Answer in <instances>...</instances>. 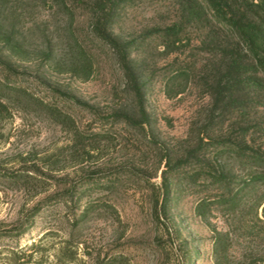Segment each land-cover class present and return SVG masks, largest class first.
<instances>
[{
    "label": "trees",
    "instance_id": "1",
    "mask_svg": "<svg viewBox=\"0 0 264 264\" xmlns=\"http://www.w3.org/2000/svg\"><path fill=\"white\" fill-rule=\"evenodd\" d=\"M146 7L150 13L146 23L124 27L134 11ZM38 9L46 10V19H35ZM77 10L86 15L84 36L74 27ZM87 38L110 50L120 72L124 101L111 110L108 120L153 138L147 92L157 70H163L161 90L167 98L190 88L207 98L178 149L163 150L161 212L166 213L172 185L175 190L183 185L201 187L204 194L194 213L209 222L215 211L224 221V227L211 226L214 263L264 264V0H0V113H7L13 104L46 111L73 130L70 155L75 158L92 156L99 150L98 140L75 130L69 113L12 84V74L14 62L35 56L39 66L46 64L87 80L96 62ZM156 54L167 58L162 67L155 62ZM57 93L70 99L66 91ZM44 162L53 166L57 161ZM182 168L188 171L180 173ZM30 179L34 178L9 177L23 184ZM92 184L83 179L80 189L70 184L43 201L79 206ZM38 202L32 206L33 214L39 211ZM96 212L84 201L77 213L66 218L65 240L54 252L56 259L70 262L79 248L91 256L80 236ZM2 223L0 238L14 241L27 227L21 217L3 231ZM234 242H240L242 250L232 260ZM36 246L32 243L30 248ZM5 248L2 264L31 261V253ZM94 259L100 264L98 255Z\"/></svg>",
    "mask_w": 264,
    "mask_h": 264
},
{
    "label": "rangeland",
    "instance_id": "2",
    "mask_svg": "<svg viewBox=\"0 0 264 264\" xmlns=\"http://www.w3.org/2000/svg\"><path fill=\"white\" fill-rule=\"evenodd\" d=\"M149 15L147 7L138 9L125 20L124 27L139 28ZM46 18V10L38 9L35 19ZM85 21L84 12L77 10L74 27L83 36ZM86 41L96 55L94 71L87 80L46 64L39 66L35 56L13 64L12 84L21 85L53 108L69 113L75 130L96 138L99 150L90 157L70 155L73 130L46 111L13 104L7 113H0L1 231L12 227L18 217L24 218L27 226L15 241L0 238V264L6 260L5 247L31 253V261L24 264H96V255L100 264H215L211 226L224 227V221L215 211L209 215V222L194 213L196 201L204 194L201 187L183 185L175 190L172 185L165 215L158 195L163 150L178 149L207 98L192 88L167 98L161 90L163 70H157L147 92L155 126L149 140L122 122L108 120L111 110L124 101L120 72L107 47L88 38ZM166 61V57L156 54L158 67ZM57 91H66L72 99L67 100ZM45 159L57 162L50 166L44 164ZM186 170L182 168L180 173ZM11 175L34 179L14 183L9 180ZM83 179L93 184L79 206L77 202L66 206L43 201L46 195L70 184L80 189ZM84 201L97 210L83 225L80 236L92 254L88 256L79 248L70 262L56 259L54 252L65 240L66 218L77 213ZM37 202L41 206L33 214L32 206ZM32 243L37 244L33 249ZM241 250L240 242H234L232 260Z\"/></svg>",
    "mask_w": 264,
    "mask_h": 264
}]
</instances>
